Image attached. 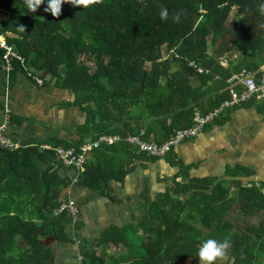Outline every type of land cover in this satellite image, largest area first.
Returning <instances> with one entry per match:
<instances>
[{"label": "trees", "instance_id": "16d2710c", "mask_svg": "<svg viewBox=\"0 0 264 264\" xmlns=\"http://www.w3.org/2000/svg\"><path fill=\"white\" fill-rule=\"evenodd\" d=\"M261 3L101 0L81 8L65 3L54 18L44 11L47 0L37 9L39 17L22 0H0V37L6 36L46 85L73 94L72 105L85 114L75 148L102 134L125 137L143 129L148 138L164 143L191 126L196 110L208 114L230 98L227 81L233 73L246 70L256 80L264 73L259 71L264 68ZM162 8L168 9L166 21L159 17ZM233 9L237 15L229 22ZM20 25L25 32L17 30ZM210 46H219L211 57ZM235 50L243 58L232 71L217 55ZM82 56L94 61L93 74L89 63H79ZM188 61L209 74L199 75ZM260 109L264 114V105ZM121 146L129 150L122 142L93 151L78 183L104 194L110 181L123 180L126 172L115 160ZM60 171L53 150L0 145V264H57L44 238L74 242L65 230L67 214L54 215L60 190L72 182ZM184 171L166 193L145 199L146 215L139 224L105 230L81 253L80 264H199L200 243L226 236L229 255L218 264H264V183L262 189L248 188L254 176L243 167L222 180L189 179ZM179 177L181 184L175 182ZM256 218L257 225L251 223ZM125 232L137 235L139 243L125 238Z\"/></svg>", "mask_w": 264, "mask_h": 264}, {"label": "crops", "instance_id": "0c3cea01", "mask_svg": "<svg viewBox=\"0 0 264 264\" xmlns=\"http://www.w3.org/2000/svg\"><path fill=\"white\" fill-rule=\"evenodd\" d=\"M242 58L239 55L222 65L233 71ZM43 82L42 87L36 85L17 65L13 72L7 73L0 61V128H4L8 139L22 147L76 145L84 132L81 128L85 114L72 105L70 91L54 83L46 85L47 80ZM263 105L264 99H252L226 110L197 137L182 142L171 154L158 160L135 154L129 145V150L121 146L115 160L126 175L123 180L110 181L104 194L84 187L78 183L80 176L60 165V175L72 182L66 190H60L58 199L72 202L78 208V214L67 215L65 222L66 233L74 238L77 248L71 250V246L45 237V245L53 251L56 263L74 264L75 255L88 249L90 241L98 239L108 228L139 224L146 215L145 199L153 201L166 193L183 168L189 179L222 180L227 173L243 167L254 176L249 181L257 179L264 183V114L260 109ZM74 179L77 183H73ZM175 182L181 184L183 177Z\"/></svg>", "mask_w": 264, "mask_h": 264}, {"label": "built area", "instance_id": "2783aa9c", "mask_svg": "<svg viewBox=\"0 0 264 264\" xmlns=\"http://www.w3.org/2000/svg\"><path fill=\"white\" fill-rule=\"evenodd\" d=\"M0 49L2 50L0 61H3V68L7 73L13 72L15 65H17L29 79L36 83V85L40 87L44 85L43 79L32 73V71L27 67L25 58L15 51L14 47L8 43L6 36L0 37ZM190 63L189 68L196 70L199 75L209 74V71L199 67L195 61H190ZM215 80L219 81L220 78L216 77ZM227 84V90L230 95L228 100L208 114H203L201 111L196 110L194 118H192L191 126L177 130L164 143H158L154 139L148 138L144 129L137 134H131L125 137L102 134L99 135L96 140L85 142L79 146L78 153L74 148H55L54 152L57 161L64 168H71V170L76 173V177H78L85 171L84 164L86 156L103 145L110 146L118 142H124L134 148L135 154L153 158L166 157L182 142L197 137L209 123L218 119L226 110L232 109L242 103L249 102L252 99L261 100L264 98L263 74L258 80H256L255 74L243 70L234 74L227 81ZM237 87L242 89L238 90ZM0 145L12 150L20 149L22 147L19 143L11 141L4 135V128H0ZM39 150L40 152L47 151L51 150V147L48 145H42L39 147ZM73 183H77V179H74ZM247 187L262 189V183L257 179L248 181ZM62 212H65L67 215L76 216L78 214V208L72 202L64 201L60 204L59 208L54 211V215H59ZM81 259V253H77L75 255L76 264H80Z\"/></svg>", "mask_w": 264, "mask_h": 264}, {"label": "clouds", "instance_id": "9594fccd", "mask_svg": "<svg viewBox=\"0 0 264 264\" xmlns=\"http://www.w3.org/2000/svg\"><path fill=\"white\" fill-rule=\"evenodd\" d=\"M26 10L28 12H36L37 9L44 3V0H22ZM101 0H47V5L44 11L50 13L52 17H59L61 14L62 5L67 3L72 7H88L95 3H99ZM258 12L261 17H264V3H261L258 7ZM169 13L167 8H162L159 12V17L162 21L168 19ZM178 20L179 16L173 17ZM264 27V24L260 25ZM20 32H25L24 26L17 27ZM231 238L226 236L223 240H217L214 238H208L200 243L197 250V259L199 264H218L223 261L228 248L230 247Z\"/></svg>", "mask_w": 264, "mask_h": 264}, {"label": "rangeland", "instance_id": "374dc122", "mask_svg": "<svg viewBox=\"0 0 264 264\" xmlns=\"http://www.w3.org/2000/svg\"><path fill=\"white\" fill-rule=\"evenodd\" d=\"M31 15H35V16H40L41 15V13H39V12H31ZM237 15V13L235 12V9H233L232 10V13H231V16H230V19L228 20L229 22H231L234 18H235V16ZM230 24V23H229ZM217 47H219V46H215V47H213V46H210L209 48H208V56L209 57H211V56H213V55H216V50H217ZM230 55L231 54H226V55H221V54H218L217 56H219L218 57V60H219V63L220 64H222L223 63V61H231V58L232 59H234V60H236L237 59V56H239V55H241L240 54V52L238 51V50H235L234 51V53H232V55H231V57H230ZM85 59H86V57L85 56H82L81 58H80V61H79V63H83V64H86V63H89V61H85ZM188 67H190V61H188ZM89 66H90V69H91V74H93L94 72H95V65H94V61H91V63H89ZM146 67H147V69H150V65L149 64H147L146 65ZM32 71V73H34L35 74V72H33V70H31ZM35 75H37V74H35ZM39 77V76H38ZM42 79V78H41ZM73 95V94H72ZM73 101H74V96H73ZM152 139V138H151ZM90 141H93V140H90ZM89 142V141H88ZM85 142H83L82 144H84ZM52 144H54V142H52ZM81 144V145H82ZM43 145V144H42ZM42 145H38V147H40V146H42ZM44 145H47V144H44ZM80 145V146H81ZM49 147H51V150H53L54 151V149L55 148H58V147H62V148H74L75 149V151L78 153V148L79 147H77V148H75L74 147V145L73 146H71V147H65V146H55V145H48ZM55 146V147H54ZM40 151V150H39ZM47 151H50V150H47ZM42 152V151H41ZM93 153V152H92ZM91 154V153H90ZM89 154V155H90ZM88 155V156H89ZM88 156H86V159H88ZM92 156V155H91ZM91 156L89 157V159L91 158ZM244 184V183H243ZM228 185V184H227ZM232 196L233 197H235L236 196V194H237V190H234L233 192H232ZM62 202H64V201H62ZM61 202V203H62ZM259 221H260V219H258V218H256V219H254L253 221H251V223L253 222L254 224H258L259 223ZM124 228V227H123ZM112 234H115L114 232H113V230H112ZM116 235V234H115ZM124 237L125 238H127V239H137V243H139V238H137V235H131V234H127V232H125L124 233ZM71 239H72V237H70ZM72 240H74V238L72 239ZM46 242L48 243V244H51V241H47L46 240ZM90 242H92V241H90ZM53 243H55V242H52V244ZM66 245V244H65ZM68 246H71V250H73V248H77V243L76 242H73V243H70V244H67ZM73 246V247H72ZM114 249V248H113ZM120 251H122L121 249H119V250H116V253H119ZM228 255H229V252H226V256H225V258H224V260H227V258H228ZM72 262H74V264H76V260L74 259V261H73V259H72Z\"/></svg>", "mask_w": 264, "mask_h": 264}]
</instances>
